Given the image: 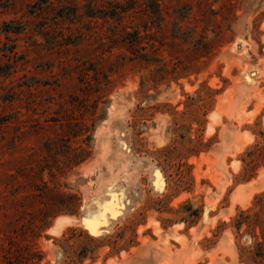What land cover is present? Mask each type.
I'll list each match as a JSON object with an SVG mask.
<instances>
[{
  "label": "rangeland",
  "instance_id": "rangeland-1",
  "mask_svg": "<svg viewBox=\"0 0 264 264\" xmlns=\"http://www.w3.org/2000/svg\"><path fill=\"white\" fill-rule=\"evenodd\" d=\"M0 264H264V0H0Z\"/></svg>",
  "mask_w": 264,
  "mask_h": 264
},
{
  "label": "bare ground",
  "instance_id": "bare-ground-1",
  "mask_svg": "<svg viewBox=\"0 0 264 264\" xmlns=\"http://www.w3.org/2000/svg\"><path fill=\"white\" fill-rule=\"evenodd\" d=\"M244 78V77H243ZM245 81V80H244ZM246 82V81H245ZM56 229V228H55ZM53 230V229H52Z\"/></svg>",
  "mask_w": 264,
  "mask_h": 264
}]
</instances>
